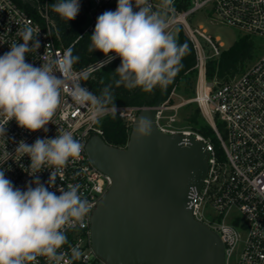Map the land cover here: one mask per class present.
<instances>
[{"label": "built area", "instance_id": "obj_1", "mask_svg": "<svg viewBox=\"0 0 264 264\" xmlns=\"http://www.w3.org/2000/svg\"><path fill=\"white\" fill-rule=\"evenodd\" d=\"M79 1L84 16L80 36L93 32L97 17L117 4V0ZM148 2L154 11H164L162 0ZM182 3L188 6L178 7ZM208 4L213 20L234 26L258 40L259 56L244 71L228 79L208 78L207 62L219 57L221 44L202 26L192 27L187 20L196 11L207 9ZM42 9L45 10H40L44 21L39 22L14 0H0V55L10 51L13 42H23L17 31L25 25L34 29L33 42L37 38L40 43L39 48H33L26 54L27 63L39 67L43 62L42 56L55 57L69 49L58 44L53 20L47 10ZM167 19L168 30L182 25L193 43L197 80L190 101L197 104L214 129L222 156L217 154L209 138L180 121L178 106L162 102L157 109L156 126L163 133L182 135L185 142L193 136L201 140L209 151L208 171L201 187L198 190L191 188L189 204L194 217L219 234L225 247L226 264H264V0H172ZM209 50L211 54L207 52ZM111 55L118 58L114 53ZM106 59L104 56L81 69L73 68L83 87V78L108 64L101 63ZM56 75L60 76V73ZM142 108L108 106L98 122H93L90 107L75 104L65 91L61 94V103L52 122L45 126L47 131L29 132L19 127L14 119L4 125L5 134H0V170H4L6 178L16 188L26 190L28 185L35 187L33 181L39 178L49 191L57 195L61 189L76 187L91 205L82 222L65 229L66 242L58 249V254L63 257L61 264H108L93 250L90 221L112 179L92 163L86 144L92 135L103 138L99 122L107 113H117L131 129ZM64 131H71L74 138L83 144L79 158H70L67 165L59 170L46 166L35 176L30 175V157L16 153L19 142L23 140L31 145L37 138H55ZM52 171L55 175L48 184ZM31 264H49V261L45 256H38Z\"/></svg>", "mask_w": 264, "mask_h": 264}, {"label": "clouds", "instance_id": "obj_2", "mask_svg": "<svg viewBox=\"0 0 264 264\" xmlns=\"http://www.w3.org/2000/svg\"><path fill=\"white\" fill-rule=\"evenodd\" d=\"M171 4L172 0H162L164 11L158 12L148 0H117L115 11L97 17L89 51L102 52L107 57L102 64L114 59L112 53L121 59L115 70L117 87L151 92L156 86L166 87L180 71L187 46L168 31ZM52 9L63 19L74 20L80 2L57 0ZM17 35L23 42H13L10 51L0 55V134H5L4 125L13 119L29 132L47 131L45 126L52 122L65 91L75 104L89 106L92 121L98 122L114 102L110 89L97 96L82 86L73 72L78 57L71 48L55 57L42 56L39 67L27 63L26 54L40 47L39 40L33 42L30 25ZM150 130V120L141 117L137 135L147 136ZM83 148L71 131H64L55 138H37L31 145L21 140L16 153L30 157V175L35 176L46 166L65 167L70 158H79ZM54 175L52 171L48 184ZM33 183L35 187L21 190L0 170V264H31L38 256L47 257L49 264H61L58 249L66 242L65 229L82 222L90 211L89 201L76 187L61 189L57 195L39 178Z\"/></svg>", "mask_w": 264, "mask_h": 264}, {"label": "water", "instance_id": "obj_3", "mask_svg": "<svg viewBox=\"0 0 264 264\" xmlns=\"http://www.w3.org/2000/svg\"><path fill=\"white\" fill-rule=\"evenodd\" d=\"M168 85L137 113L125 147L99 135L87 141L90 160L112 179L90 221L93 250L108 264H226L219 234L189 204L191 188L198 190L208 171L209 151L155 123ZM141 117L151 127L143 137L136 133Z\"/></svg>", "mask_w": 264, "mask_h": 264}, {"label": "trees", "instance_id": "obj_4", "mask_svg": "<svg viewBox=\"0 0 264 264\" xmlns=\"http://www.w3.org/2000/svg\"><path fill=\"white\" fill-rule=\"evenodd\" d=\"M17 5L25 10L30 16L39 22H43L44 18L40 12L41 8H46L48 15L53 20V24L58 36V44L72 49L73 56L78 57L77 62L72 66L75 69L86 67L105 55L96 50L89 51L91 43V33L80 36L81 25L84 22L83 8L80 3V11L74 20H65L61 18L52 9V5L57 0H14ZM80 2V1H79ZM187 3L178 5L180 8H186ZM177 40L181 45H186V51L181 59V69L168 85V89L163 98L166 101L173 90H179L183 87V92L194 93L195 80L197 74L196 52L193 43L182 25H178ZM258 40L249 34H241L237 40L227 49L221 51L219 57L211 58L207 62V76L209 79L214 77L220 79H228L235 74L245 70L250 62L255 60L258 54ZM121 64V59L115 58L100 69L93 71L83 78V85L93 94L100 96L102 91L108 87L113 96V103L108 106H153L162 90L156 86L151 92H144L141 88L127 89L123 85L117 87L116 81L119 79L115 70ZM200 109L188 117L190 126L202 133L210 139L219 156H222V148L216 136V133L210 123L205 119L201 120ZM99 126L103 130V139L114 146H123L129 137L130 127L128 123L117 113H107L99 122ZM218 126L220 124L218 123Z\"/></svg>", "mask_w": 264, "mask_h": 264}, {"label": "rangeland", "instance_id": "obj_5", "mask_svg": "<svg viewBox=\"0 0 264 264\" xmlns=\"http://www.w3.org/2000/svg\"><path fill=\"white\" fill-rule=\"evenodd\" d=\"M116 7H117V4L111 7L109 10L115 11ZM210 8L211 6L210 4H208L207 9L204 8L202 10L196 11L195 13L190 15L187 20L192 27L202 26L210 36L217 38L221 44L220 46L221 50L227 49L237 40V38L241 34H243V32L234 26L222 24L220 22H216L215 20H213V18H211L209 14ZM168 31L177 35V29L175 28L170 29ZM207 52L210 54L212 53L211 50ZM259 54H260V51H258L257 56H259ZM194 77L197 80V74ZM196 80H195V87H196ZM218 80H222V79L218 78ZM194 93H195V90H194ZM194 93L187 94L183 92V87H181L179 90H173L168 96V98L166 99V102L169 105L178 106V108L176 107L177 112H178V117L183 124H187V125L190 124V122L188 121V117L191 114H193L198 107L196 103L190 101ZM198 117L201 120L205 121L201 111Z\"/></svg>", "mask_w": 264, "mask_h": 264}]
</instances>
